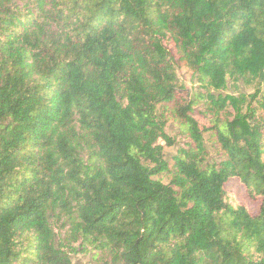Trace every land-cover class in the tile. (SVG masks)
Returning a JSON list of instances; mask_svg holds the SVG:
<instances>
[{
	"label": "trees",
	"instance_id": "trees-1",
	"mask_svg": "<svg viewBox=\"0 0 264 264\" xmlns=\"http://www.w3.org/2000/svg\"><path fill=\"white\" fill-rule=\"evenodd\" d=\"M181 65L212 162L193 101L187 147L158 144ZM53 221L99 264H264V0H0V264H72Z\"/></svg>",
	"mask_w": 264,
	"mask_h": 264
},
{
	"label": "rangeland",
	"instance_id": "rangeland-1",
	"mask_svg": "<svg viewBox=\"0 0 264 264\" xmlns=\"http://www.w3.org/2000/svg\"><path fill=\"white\" fill-rule=\"evenodd\" d=\"M169 48L175 58L174 45ZM177 83L178 89L173 95L172 102L158 109V113L164 123V134L168 137V140L159 139L158 141V144L162 146L164 158L167 162H171L177 155L178 150L187 147L188 142H190V125L186 121L187 119L181 116V112L183 106L193 101L194 104L190 115L198 123L199 130L203 132L204 143L208 152L207 161L212 162L215 159V154L213 151L214 136H212L211 128L215 117L211 111L207 110L209 106L205 97L206 94H204L196 75L184 65L179 66L177 69ZM209 93L214 94V96L221 94L223 97L227 95L234 97L243 95L248 101V106L244 107V112L247 116L254 119L259 115L256 102H249V96L255 93V87L243 81H230L225 91L216 93L210 90ZM159 179L167 183L169 176L163 175ZM227 187L234 192L240 202L248 207L251 213L257 211L258 203L246 198L244 189L237 180H230ZM53 222L59 241L65 246L64 250L69 252L72 264H99L101 257L96 256V251L90 247L81 250V248H78V243H69L67 240L68 230L64 229L61 222Z\"/></svg>",
	"mask_w": 264,
	"mask_h": 264
}]
</instances>
